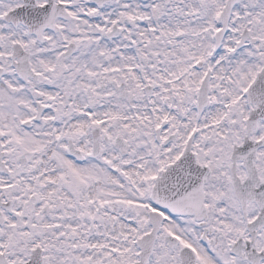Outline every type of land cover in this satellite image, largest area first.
<instances>
[{"label":"snow or ice","instance_id":"6c2138e0","mask_svg":"<svg viewBox=\"0 0 264 264\" xmlns=\"http://www.w3.org/2000/svg\"><path fill=\"white\" fill-rule=\"evenodd\" d=\"M0 264H264V0H0Z\"/></svg>","mask_w":264,"mask_h":264}]
</instances>
